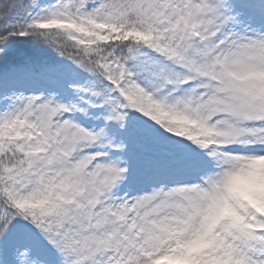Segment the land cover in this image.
<instances>
[{"label":"snow or ice","instance_id":"obj_1","mask_svg":"<svg viewBox=\"0 0 264 264\" xmlns=\"http://www.w3.org/2000/svg\"><path fill=\"white\" fill-rule=\"evenodd\" d=\"M0 264H264V0H0Z\"/></svg>","mask_w":264,"mask_h":264}]
</instances>
